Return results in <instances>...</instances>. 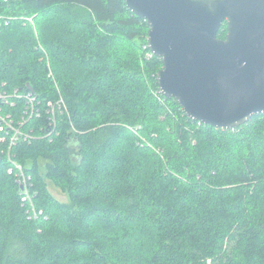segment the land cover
Returning a JSON list of instances; mask_svg holds the SVG:
<instances>
[{"label":"trees","instance_id":"16d2710c","mask_svg":"<svg viewBox=\"0 0 264 264\" xmlns=\"http://www.w3.org/2000/svg\"><path fill=\"white\" fill-rule=\"evenodd\" d=\"M149 30L125 0H0V81L65 107L0 144V264H264V114L190 119Z\"/></svg>","mask_w":264,"mask_h":264},{"label":"water","instance_id":"95a60500","mask_svg":"<svg viewBox=\"0 0 264 264\" xmlns=\"http://www.w3.org/2000/svg\"><path fill=\"white\" fill-rule=\"evenodd\" d=\"M125 2L147 21L150 51L163 61L160 91L189 118L228 130L264 114V0Z\"/></svg>","mask_w":264,"mask_h":264},{"label":"built area","instance_id":"2783aa9c","mask_svg":"<svg viewBox=\"0 0 264 264\" xmlns=\"http://www.w3.org/2000/svg\"><path fill=\"white\" fill-rule=\"evenodd\" d=\"M24 19L34 26L33 18ZM4 20L6 24L11 22V18H4ZM7 86L6 82L0 81V129L3 132L0 144L8 146L7 151L3 149V153L8 158H15V155L12 153L15 146L20 143L30 144L35 140L33 131L26 129L30 121L40 119L46 114L48 116L49 128H51L52 132L57 125L59 113L65 110V107L64 101L60 99L56 102H49L43 111L41 109V101L35 92H23L18 88L9 91ZM51 132L49 135H51ZM14 166L24 191V201L31 202L30 189L27 185L28 178L25 175L24 169L18 164H14Z\"/></svg>","mask_w":264,"mask_h":264},{"label":"rangeland","instance_id":"374dc122","mask_svg":"<svg viewBox=\"0 0 264 264\" xmlns=\"http://www.w3.org/2000/svg\"><path fill=\"white\" fill-rule=\"evenodd\" d=\"M40 48V47H39ZM41 49L44 50V52L46 53L45 49L42 47L41 45ZM47 57V56H46ZM47 59H49L47 57ZM51 69V68H50ZM3 149H7L8 146H6L5 144H2ZM50 190L52 192V194L61 202H69V198L67 196V194H64L63 192H61L59 189H57L53 184L50 185Z\"/></svg>","mask_w":264,"mask_h":264},{"label":"bare ground","instance_id":"6f19581e","mask_svg":"<svg viewBox=\"0 0 264 264\" xmlns=\"http://www.w3.org/2000/svg\"><path fill=\"white\" fill-rule=\"evenodd\" d=\"M31 91V90H30ZM191 119V118H190Z\"/></svg>","mask_w":264,"mask_h":264}]
</instances>
